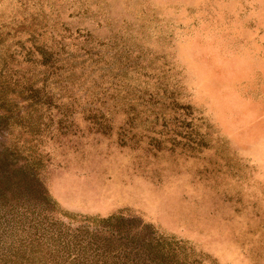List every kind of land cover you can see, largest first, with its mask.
Segmentation results:
<instances>
[{
    "label": "rangeland",
    "instance_id": "1",
    "mask_svg": "<svg viewBox=\"0 0 264 264\" xmlns=\"http://www.w3.org/2000/svg\"><path fill=\"white\" fill-rule=\"evenodd\" d=\"M0 264H264V0H0Z\"/></svg>",
    "mask_w": 264,
    "mask_h": 264
}]
</instances>
